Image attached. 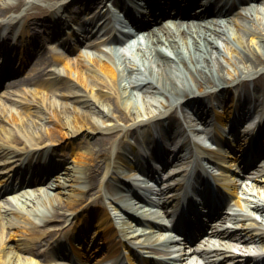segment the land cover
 Returning a JSON list of instances; mask_svg holds the SVG:
<instances>
[{"label": "bare ground", "instance_id": "6f19581e", "mask_svg": "<svg viewBox=\"0 0 264 264\" xmlns=\"http://www.w3.org/2000/svg\"><path fill=\"white\" fill-rule=\"evenodd\" d=\"M92 1L84 0L82 6L88 7ZM180 1L189 6L201 1L207 2ZM238 1L242 2L226 0L227 8H232ZM65 2L67 1L0 0V26L34 24L31 26L34 30L35 24H39L41 33H49L50 24L57 26L62 23V12L66 8L70 9L68 7L71 4ZM246 9L257 11L255 5ZM236 12L246 14L247 11L238 8ZM257 18L260 19L261 16L256 12ZM243 19L246 20L245 23L237 17L220 14L215 19L219 23H214V20L209 18L201 23L173 22L171 26L164 23L163 29L175 30L180 35L186 30L193 33L189 36L190 39L186 38L188 36H181L163 40L151 30V35L147 33L149 40H146L144 48L137 49L141 51L142 56L131 53L118 54L116 57L109 55L108 61L97 59L102 75L88 69L84 60L65 61L57 52L60 50L56 51L55 45L48 44L50 55L61 61L62 69L41 74L37 72L25 79L26 83H34L37 86L34 94H40L39 100L25 98L19 102L0 104V156L21 160L24 155H29L27 158L37 159V168L54 160L56 175L48 178L45 185L36 190L19 194L17 199L20 203L13 206L17 210L0 221V264H67L64 260H56L55 263L45 261L48 257L46 248H38L36 244L42 237H46L47 246L49 242H59V238L51 239L54 230H45L43 227L46 228L51 221L71 214L81 220L83 225L78 228L75 226L77 229L74 233L67 235L68 243H71L75 253H81L78 243L73 241L77 236L93 244L96 248L92 251L96 259L94 264L109 258L119 260L121 249L130 250L143 264L170 262L146 258V254L140 252L149 250L144 239L145 229L126 223L124 230L120 231L119 224L114 225L105 206H96L102 195H92L99 193L105 174L112 167L119 175H124L122 170L117 168V162L121 163L129 153L134 155L136 152L127 140L129 136L135 142L141 141L144 135L140 138L136 129L142 128L144 134H149L150 124L156 123L166 140L181 134L178 148L172 154L176 162H179L175 172L179 169L183 171L185 166L181 164L190 156L189 147L192 142L189 135H185V129L196 132L200 123L209 122V118H206L207 115L209 117V111L203 102L209 98L226 100L225 112L215 115L216 122L220 124L215 130L221 136L224 135L222 129L230 127L235 130L236 122L250 115L252 108L256 109L261 105L264 92L261 94L258 90L260 87L257 86L264 82V30L253 18L246 16ZM224 20L230 21L229 24H233V28L225 29L222 22ZM196 24H201L203 28L195 27ZM201 30L203 33H200ZM79 35L80 33L76 34ZM89 44L95 46L94 42L89 41ZM52 49L55 50L51 51ZM84 56L96 61L89 53ZM43 63L45 57L39 55L33 68ZM242 104L247 107L243 108ZM183 107H193V112H196L202 121L186 118ZM143 127L147 129L143 130ZM116 130L121 131L119 141H123L124 145L113 150L116 159L111 165L107 160L110 157L108 149L111 146L112 133ZM262 130L264 119L257 123L256 133ZM91 131L97 132L98 136H93L89 141ZM253 131L254 129L248 131L245 138L254 141L256 138ZM150 142L155 152L160 149L155 138L150 139ZM225 142L232 144L227 138ZM253 144L254 149H258L257 142ZM64 149H67L73 161H59L54 157L58 151ZM259 151L264 154V148ZM155 152L153 155L158 157ZM252 161L256 167L247 172L249 176L251 173L255 174L252 182L255 194L243 199V202L237 198L235 202L238 208H226L231 197L221 192L215 193L211 201V192L208 188L204 189L207 201L211 205L213 202L215 207L219 205L218 211L211 216L213 220L208 219L207 222L211 235L220 241L218 248L228 250L234 240L264 241L262 229L244 222L250 208L261 212L260 220L264 221V161L256 164L254 157ZM223 162H226L223 167L233 166L229 160ZM216 175L221 181V186L228 189L229 195H236L234 177H228L227 172L221 170H217ZM112 177L115 178L113 175ZM4 180L5 178H2V181ZM117 185V182L114 184L111 181L108 184V195L112 199L114 197L111 194ZM62 193H66L67 197H58ZM126 208L136 211L137 214L143 212H138L130 204H127ZM3 209V214L9 213L8 204L3 203ZM227 221L232 224H226ZM88 231L92 238L89 237ZM11 236H16L15 242L6 245V238ZM247 258L231 257L233 264H244ZM128 259L130 264H134L135 259L129 256ZM248 260L251 264H259L262 259Z\"/></svg>", "mask_w": 264, "mask_h": 264}, {"label": "rangeland", "instance_id": "374dc122", "mask_svg": "<svg viewBox=\"0 0 264 264\" xmlns=\"http://www.w3.org/2000/svg\"><path fill=\"white\" fill-rule=\"evenodd\" d=\"M254 21H256V22H259L258 23V25H259V27L261 28V29H263L264 30V20H262L261 18L260 19H256V18H254ZM37 29H39V28H37ZM135 55H137V56H142L141 55V51L140 50H136L135 51V53H134ZM86 65L89 67V68H93L94 70H96V72H98V74H100V75H102L103 73L99 70V64L97 63V62H94V61H92V62H86ZM263 81H264V78H263ZM78 85H79V83H77ZM251 84V83H250ZM257 87H260V89H258L259 91H260V93L261 94H263V90H264V82L262 83V84H259ZM256 87V88H257ZM150 97V96H149ZM203 103H205L206 104V106H207V100L205 101V102H203ZM215 103H217V101H215ZM151 106V105H150ZM205 106V107H206ZM261 106V105H260ZM151 108H152V106H151ZM184 108V107H183ZM155 109V108H154ZM216 109L217 110H220V112L222 111V107H221V103H219L218 104V106L216 107ZM185 110V109H184ZM177 111L179 112V108L177 109ZM252 113L253 112H255V109L254 110H252L251 111ZM217 113H219L218 111H217ZM186 114H188L187 112H186ZM254 115V114H253ZM252 116V115H251ZM105 118V117H104ZM201 124V123H200ZM244 124H245V122H244ZM248 122H246V126H248ZM205 126V124H201V126ZM155 129H157V126L156 125H152ZM208 126H210L208 123H207V125L205 126V127H208ZM142 129V128H141ZM141 129L139 130H137L136 129V133L140 136V138L142 137V135H145L144 134V131L142 132L141 131ZM143 130H144V127H143ZM156 133H160L159 131H155ZM98 133L97 132H95V131H91V134L89 135V138H88V140L90 141V140H92L95 136H98L97 135ZM113 135L111 136V146H110V148L108 149V152L111 150H113L115 147H117V145H122V144H124V142L122 141V142H120L119 141V135L121 134V131H115L114 133H112ZM94 136V137H93ZM128 136V135H127ZM160 137H161V139L162 140H165V136H164V134H160ZM180 134L176 137V138H171L170 140H167V142L165 143L166 144V150H169V149H173L175 146H176V144L178 143V141H179V139H180ZM128 140L130 141V142H133V139L132 138H130L129 136H128ZM164 144V145H165ZM233 145H234V147H236L237 145H238V143L237 142H234L233 143ZM169 146H170V148H169ZM168 147V148H167ZM60 157H62V158H66V159H68V162L70 161H73L72 160V158L68 155V154H66V153H63V154H60ZM262 161H264V159L262 160ZM262 189H264V188H262ZM58 197H61V198H64V197H67V194L66 193H62V194H59V196ZM59 203V202H58ZM61 203H63V201L61 200ZM232 207H238L235 203H233L232 202ZM255 216H256V218H259V216H261L260 215V213H256L255 214ZM67 220V217H62L60 220H58V221H53L52 223H63V221L64 220ZM246 221L245 222H247V223H249V224H254V225H256V226H258V227H260L262 230H264V225L263 224H261L260 223V221H259V219H255L254 217H253V215H250V216H248V217H246V219H245ZM227 224H232V223H230V222H227ZM11 239H10V242H14L15 240H14V238H16V237H10ZM9 240V239H8ZM247 246H250V245H247ZM260 247H262L263 249H260V250H257V249H252V250H249L252 254H255V253H264V246H261L260 245ZM235 252L237 253V254H247L248 252L245 250L246 249V247L244 246V245H236L235 246Z\"/></svg>", "mask_w": 264, "mask_h": 264}]
</instances>
